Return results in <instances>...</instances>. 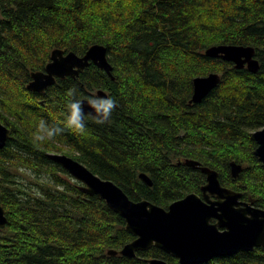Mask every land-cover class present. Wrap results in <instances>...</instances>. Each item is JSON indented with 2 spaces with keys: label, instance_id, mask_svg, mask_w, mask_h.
<instances>
[{
  "label": "trees",
  "instance_id": "1",
  "mask_svg": "<svg viewBox=\"0 0 264 264\" xmlns=\"http://www.w3.org/2000/svg\"><path fill=\"white\" fill-rule=\"evenodd\" d=\"M94 45L107 48L114 78L91 64L43 92L29 89L53 50L83 56ZM222 45L253 47L258 72L207 55ZM212 73L219 85L191 104L193 80ZM73 87L82 101L101 90L114 97L109 120L86 116L83 133L34 141L41 119L63 127ZM0 123L11 132L0 148V264H180L156 247L121 255L135 239L125 218L50 154L165 209L200 195L208 168L264 210L254 137L264 129V0H0ZM232 164L242 166L236 178ZM200 264H264V247Z\"/></svg>",
  "mask_w": 264,
  "mask_h": 264
},
{
  "label": "water",
  "instance_id": "2",
  "mask_svg": "<svg viewBox=\"0 0 264 264\" xmlns=\"http://www.w3.org/2000/svg\"><path fill=\"white\" fill-rule=\"evenodd\" d=\"M207 55L232 62L237 69L247 67L254 73L259 70L255 49L250 46H216L207 50ZM91 64L114 78L107 48L103 45L90 47L83 56L55 49L45 70L32 74L29 89L43 92L58 78L79 77ZM220 82L221 76L215 73L195 78L190 103H200ZM98 95L107 96L102 90ZM82 107L86 116H94V109L86 100ZM9 137L10 131L0 124V148ZM254 137L258 145L255 154L264 163V129L255 132ZM50 157L83 184L84 192L103 198L112 210L125 218L126 229L135 239L119 252L121 255L136 257L138 251L156 247L178 259L180 264H200L218 256L264 247V210L243 202L239 192L223 187L216 171L203 169L207 184L200 195L189 194L165 209L146 200L132 201L114 182L101 179L68 155L50 154ZM241 172V165L232 164L233 177ZM142 178L152 184L146 175ZM5 223V210L0 206V227ZM147 264L169 263L153 258L147 260Z\"/></svg>",
  "mask_w": 264,
  "mask_h": 264
},
{
  "label": "clouds",
  "instance_id": "3",
  "mask_svg": "<svg viewBox=\"0 0 264 264\" xmlns=\"http://www.w3.org/2000/svg\"><path fill=\"white\" fill-rule=\"evenodd\" d=\"M76 88H70L66 92V113L63 127L49 125L41 119L37 132L34 134V141H44L45 139H54L62 134L65 128L73 132L83 133L86 129V115L83 112V101L76 98ZM88 105L94 109L93 120L97 124H104L109 120L113 110L117 107V100L112 96H86L84 98Z\"/></svg>",
  "mask_w": 264,
  "mask_h": 264
},
{
  "label": "flooded vegetation",
  "instance_id": "4",
  "mask_svg": "<svg viewBox=\"0 0 264 264\" xmlns=\"http://www.w3.org/2000/svg\"><path fill=\"white\" fill-rule=\"evenodd\" d=\"M49 88V87H48ZM1 124V123H0ZM2 125V124H1ZM4 126V125H3ZM5 127V126H4ZM5 128H7V127H5ZM8 129V128H7ZM9 130V129H8ZM10 131V130H9ZM10 135H11V132H10ZM10 138V137H9ZM9 140V139H8ZM7 140V141H8ZM7 143V142H6ZM6 145V144H5ZM3 148V147H2ZM241 200H242V198H241ZM243 201V200H242ZM244 202V201H243Z\"/></svg>",
  "mask_w": 264,
  "mask_h": 264
},
{
  "label": "rangeland",
  "instance_id": "5",
  "mask_svg": "<svg viewBox=\"0 0 264 264\" xmlns=\"http://www.w3.org/2000/svg\"><path fill=\"white\" fill-rule=\"evenodd\" d=\"M98 92H99V91H97V92L95 93V96H99V95H98ZM238 176H239V175H238ZM238 176H237V177H238Z\"/></svg>",
  "mask_w": 264,
  "mask_h": 264
},
{
  "label": "bare ground",
  "instance_id": "6",
  "mask_svg": "<svg viewBox=\"0 0 264 264\" xmlns=\"http://www.w3.org/2000/svg\"><path fill=\"white\" fill-rule=\"evenodd\" d=\"M82 35V34H81Z\"/></svg>",
  "mask_w": 264,
  "mask_h": 264
}]
</instances>
